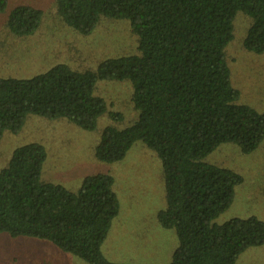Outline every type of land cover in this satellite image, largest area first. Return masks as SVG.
I'll return each instance as SVG.
<instances>
[{"label": "trees", "instance_id": "16d2710c", "mask_svg": "<svg viewBox=\"0 0 264 264\" xmlns=\"http://www.w3.org/2000/svg\"><path fill=\"white\" fill-rule=\"evenodd\" d=\"M7 3L0 0V12ZM57 10L82 35L103 16L130 21L141 56L106 60L96 72L60 64L30 79H0V140L5 131L18 134L29 115L93 131L108 112L95 95L97 82L127 80L138 119L123 130L104 129L95 157L119 162L138 142L158 155L167 205L157 220L178 238L171 264H236L246 250L264 245V222L254 216L212 224L230 208L243 178L204 162L222 144L251 154L264 140V115L237 104L226 58L238 12L252 20L244 48L264 53V0H57ZM41 23L39 9L21 5L7 27L29 36ZM46 159L43 145H25L0 172V234L49 241L87 264H112L101 247L120 210L113 177L87 176L70 191L42 181Z\"/></svg>", "mask_w": 264, "mask_h": 264}, {"label": "rangeland", "instance_id": "374dc122", "mask_svg": "<svg viewBox=\"0 0 264 264\" xmlns=\"http://www.w3.org/2000/svg\"><path fill=\"white\" fill-rule=\"evenodd\" d=\"M7 1L0 12V79H30L60 64L79 72H96L106 60L141 56L139 37L126 19L103 16L91 34L82 35L61 20L57 0ZM21 5L42 12L40 27L29 36L15 35L7 27L11 12ZM251 24L252 20L242 12L236 14L226 58L232 86L240 93L237 104L264 115V53L249 52L243 46ZM95 95L105 100L108 112L98 119L93 131L65 119L53 121L35 115L27 117L18 134L5 131L0 140V172L9 166L16 149L41 144L47 151L42 172L45 183L76 192L87 176H112L120 210L101 247L103 258L112 264H171L178 238L173 229H164L157 220L167 205L158 155L138 142L119 162L104 163L95 157L104 129L123 130L137 121L132 84L127 80H101ZM110 113H119L122 119L114 120ZM204 162L230 169L243 178L230 208L212 224L252 216L264 222V140L251 154H243L234 143L222 144ZM0 264L87 263L49 241L2 233ZM236 264H264V245L246 250Z\"/></svg>", "mask_w": 264, "mask_h": 264}]
</instances>
